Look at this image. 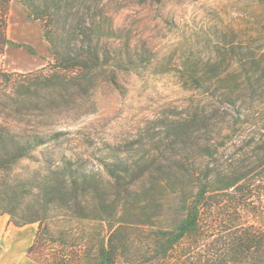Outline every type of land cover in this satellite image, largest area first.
Wrapping results in <instances>:
<instances>
[{
    "label": "rangeland",
    "instance_id": "1",
    "mask_svg": "<svg viewBox=\"0 0 264 264\" xmlns=\"http://www.w3.org/2000/svg\"><path fill=\"white\" fill-rule=\"evenodd\" d=\"M105 17L115 20L95 34L100 66L72 85L69 106L60 96L64 84L53 80L32 87L19 106L0 109L13 112L8 121L49 136L32 159L0 174V212L22 216L40 205L31 193L73 189L71 177L83 173L107 191L129 189L140 200L152 190L162 198L157 225L176 228L201 186L225 185L254 132L264 129V104L252 101L264 94V87H252L257 80L264 85V0H198L163 13ZM8 38L0 73H35L54 63L41 22L20 0L11 5ZM118 51L124 64L106 56ZM257 185L261 200L242 212V223L264 230V180ZM20 194L28 200H17Z\"/></svg>",
    "mask_w": 264,
    "mask_h": 264
},
{
    "label": "trees",
    "instance_id": "2",
    "mask_svg": "<svg viewBox=\"0 0 264 264\" xmlns=\"http://www.w3.org/2000/svg\"><path fill=\"white\" fill-rule=\"evenodd\" d=\"M13 1L0 0V53L10 42L8 27ZM20 1L41 22L54 63L35 73L1 72L2 111L22 104L17 102L18 98L32 94V87L48 86L53 80L64 84L60 96L62 104L69 106L72 85L87 81L100 66L102 57L92 46L97 32L105 25L114 26L115 19L106 15L126 11L163 13L172 5L182 7L198 0ZM106 56L118 64L125 63L121 51ZM128 61L133 64L131 59ZM252 87L257 90L264 85L257 80ZM10 90L16 92V100L8 95ZM223 96L228 101L227 94ZM263 96L252 101L264 104ZM2 111L0 174L11 173L20 161L32 159L49 138L38 127L8 121L13 112ZM17 113L22 118L26 116L22 108ZM259 132L258 136L255 132L252 135L246 151L240 155L239 166L231 170L229 181L218 189L203 184L187 202L185 218L176 228L157 225L162 198L152 190L144 191L140 200L139 194L129 189L107 191L99 178L92 181L83 173L71 177L73 189L31 193V199L38 200L40 205L33 204L26 214L19 216L15 210L3 208L0 216L9 214L16 227L38 225L30 254L34 256L40 251V264H264V230L242 223V212L255 209L261 200V189H254L264 180V129ZM93 184L95 187L89 189ZM29 196L20 194L16 199L24 203ZM85 222L95 225L89 229Z\"/></svg>",
    "mask_w": 264,
    "mask_h": 264
},
{
    "label": "crops",
    "instance_id": "3",
    "mask_svg": "<svg viewBox=\"0 0 264 264\" xmlns=\"http://www.w3.org/2000/svg\"><path fill=\"white\" fill-rule=\"evenodd\" d=\"M37 230L16 227L6 215L0 216V264H40L30 254Z\"/></svg>",
    "mask_w": 264,
    "mask_h": 264
}]
</instances>
